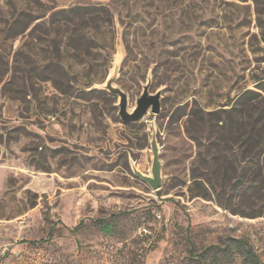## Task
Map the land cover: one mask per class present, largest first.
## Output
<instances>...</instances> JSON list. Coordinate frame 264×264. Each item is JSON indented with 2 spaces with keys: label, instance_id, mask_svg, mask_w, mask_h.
Masks as SVG:
<instances>
[{
  "label": "rangeland",
  "instance_id": "374dc122",
  "mask_svg": "<svg viewBox=\"0 0 264 264\" xmlns=\"http://www.w3.org/2000/svg\"><path fill=\"white\" fill-rule=\"evenodd\" d=\"M115 67L158 114L120 120ZM231 238L264 264V0H0V264H249Z\"/></svg>",
  "mask_w": 264,
  "mask_h": 264
},
{
  "label": "water",
  "instance_id": "95a60500",
  "mask_svg": "<svg viewBox=\"0 0 264 264\" xmlns=\"http://www.w3.org/2000/svg\"><path fill=\"white\" fill-rule=\"evenodd\" d=\"M117 75V67L113 70L111 76L107 78L105 84L102 85L103 89L109 91L110 93L118 97L117 107H118V116L120 120L124 123H133L139 121L148 111L153 114H158L160 112V91L151 92L150 88V79H147V82L143 85L142 91L137 96L135 100V105L131 110H128L127 94L115 86L114 80ZM150 150L152 154L150 173H143L136 168L134 163L131 165L133 174L147 183V185L152 189H158L162 184V174H161V162L159 159L160 147L158 146L154 136L150 140Z\"/></svg>",
  "mask_w": 264,
  "mask_h": 264
},
{
  "label": "trees",
  "instance_id": "16d2710c",
  "mask_svg": "<svg viewBox=\"0 0 264 264\" xmlns=\"http://www.w3.org/2000/svg\"><path fill=\"white\" fill-rule=\"evenodd\" d=\"M257 141L259 143H262V136L260 134L257 135ZM81 226V223L76 224L71 231H76ZM104 232H107L108 230L106 228H102ZM231 243L238 246L240 249L241 255L244 257L245 261H247L249 264H263L260 258L254 253V251L251 249V247L244 242L241 239H230Z\"/></svg>",
  "mask_w": 264,
  "mask_h": 264
}]
</instances>
